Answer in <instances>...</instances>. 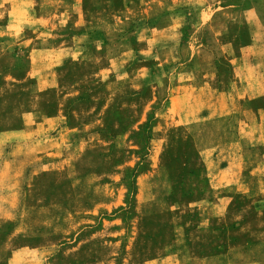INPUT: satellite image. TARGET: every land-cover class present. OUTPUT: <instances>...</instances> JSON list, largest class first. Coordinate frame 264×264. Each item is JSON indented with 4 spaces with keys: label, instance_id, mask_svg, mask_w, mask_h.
I'll list each match as a JSON object with an SVG mask.
<instances>
[{
    "label": "rangeland",
    "instance_id": "1",
    "mask_svg": "<svg viewBox=\"0 0 264 264\" xmlns=\"http://www.w3.org/2000/svg\"><path fill=\"white\" fill-rule=\"evenodd\" d=\"M79 1L81 0H35L31 17L18 35L20 41L14 46L13 53L0 57V135L2 139H6L8 133H24L28 113L36 114L40 111L43 116L52 117L66 111L68 124L77 128L81 139L89 140L86 147L89 151L77 158L78 166L75 171L70 168L71 174L81 177L91 174L92 162L94 165H103L101 167L105 169V179L113 181L118 175L113 163H123L126 156L114 152L110 163L106 162L105 165V160L100 159L98 155L91 159V122L96 119L97 112L104 105H108L113 109L114 116L124 119L128 117L130 122L135 118L136 107L143 109L151 105L154 84L157 85L156 96L163 100L167 95L168 81L177 82L182 77L175 75L174 65L159 71L151 61H143L141 65L143 64L147 69L139 73L141 76L139 80L132 76L131 81L127 79L125 84L122 83L125 79L120 80L127 67L125 68L122 61L113 59L122 52L123 47L111 45L106 50H97V45L103 38L99 34L91 35V20L106 27H108L107 23L112 21L107 36L112 42L121 38H131L135 32H145L148 28L147 24L150 23L131 20L120 23L119 20L127 16L120 11L123 0H82V3L86 2L82 7L78 4ZM217 2L219 0L185 1L181 5L185 4L183 7L190 13L184 19L185 22L194 27L199 22V13ZM91 3L95 5L92 6V11ZM233 3L238 6L234 12L226 11L218 15L221 24L226 23L228 19L232 21L230 28L222 32L224 49L221 51L225 55L233 53L243 59L234 63V71L226 60L215 66L221 74L218 80L220 88H225L229 84L238 87L233 95L235 107L238 109L236 118L245 120L251 126L255 123L250 112L253 110L258 119L254 127L245 130L258 148L254 153L248 151L247 165L254 167L256 175L251 181L250 191L246 195L233 196L232 204L228 206L229 214L223 220L207 221L210 211L203 210L202 200L207 195L215 196L217 190L214 187L210 188L208 184L203 185L202 179L205 176L202 173V164L197 158V148L195 149L188 131L184 129L190 125L176 126L171 132V143L168 145L165 158L169 172L163 167H157L156 164L148 169L146 156L150 150L149 137L153 127L152 112H154L148 107L149 121L138 134L142 142L134 141L144 166L143 169L128 170L123 177L124 187L120 191L122 205L100 216L94 224H81L75 236L59 238L47 234V238H40L42 244L51 246V250L45 254L47 259L45 263L161 264V259L167 254L166 250L172 243L174 225L179 222L185 226L187 248L195 258L213 254L212 250L215 246L226 248L231 244H244L247 241L252 244L264 243V0H234ZM60 5L63 8L60 9L62 13L58 14V19L61 25H64L63 28L58 32L42 28L43 21L40 18H51L55 8ZM219 6H223V3ZM251 9L254 13L250 17L245 12ZM83 17L85 27L79 32L85 36L81 39V44H76L63 66L49 70L55 75L53 78L55 83L38 95L33 86L34 79L27 77L31 68L35 71V66L33 67L30 64L31 60L27 58L28 50L33 44L47 39L52 34L72 43L71 34L77 32L73 27L76 24H83ZM251 18L256 22L255 33L247 24ZM8 20L6 14L0 17V48L6 47L7 41L1 43V40L5 37L2 36L4 32L2 27ZM89 23L90 25L87 26ZM183 32L185 35H192L194 31L186 29ZM200 35L202 37V34ZM253 41L256 44L249 50L245 49ZM131 85L139 87L138 96H131L129 92ZM158 105L155 103L153 106L155 108ZM95 106L100 107L91 114V108ZM208 125L207 131L212 138H209L211 141L200 143L201 147L217 144L213 140V136L216 135L214 124L210 122ZM2 139L0 150L4 148L1 145L7 144ZM128 156L130 158V154ZM20 163L21 161L18 165ZM31 180L32 186L27 190L29 203L66 202L73 196L71 179L64 173L38 175ZM90 185L91 177L85 180V184L80 188ZM89 193L91 199V191ZM108 194V190L100 189L97 190L96 195L98 198ZM58 214V212H49L41 216L37 215L36 218L52 226ZM119 218L122 219L120 223ZM66 224L67 222L64 225ZM47 230H42V233L52 231ZM31 246L37 245L33 243ZM179 251L177 255L179 264H196L195 261L189 260L184 244ZM262 254L258 251L254 256ZM30 260L34 261V258L31 257ZM165 263L171 264L172 260Z\"/></svg>",
    "mask_w": 264,
    "mask_h": 264
},
{
    "label": "crops",
    "instance_id": "2",
    "mask_svg": "<svg viewBox=\"0 0 264 264\" xmlns=\"http://www.w3.org/2000/svg\"><path fill=\"white\" fill-rule=\"evenodd\" d=\"M185 1L191 0H123L120 11L127 16L121 18L120 23L131 20L150 24H147L145 32H135L131 38H121L115 42L107 38L112 21L108 22L106 27L91 20V35L99 34L103 38L98 43L97 50H106L111 45L123 47L122 52L113 59L122 61L125 68L127 67L120 80L125 79L122 83L125 84L132 76L139 80V73L147 69L141 65L143 61H151L159 71L174 65L175 75L182 77L177 82L168 81L167 95L163 100L156 96L157 85L154 84L151 105L143 109L136 107L135 118L130 122L128 117L124 119L114 116L113 109L108 105H104L97 112L96 119L91 122V159L98 155L100 159L105 160V165L106 162L110 163L114 152L126 156L123 163H113V168L118 174L113 181L105 179V169L101 167L103 165H94L92 162L91 174L83 177L71 174L70 168L75 171L78 166L77 158L89 151L86 148L89 140L81 139L77 128L68 124L66 111L52 117L43 116L40 111L36 113L38 116L28 113L24 133H8L6 139H2L0 135V141L2 139L7 143L1 145L4 148L0 150V264H47L45 254L51 250V246L42 244L40 238H47V234L59 238L75 236L81 224H94L100 216L122 205L120 191L124 187L123 177L128 170L143 169L144 166L134 141L142 142L138 134L149 121V109L154 112L149 137L150 150L146 156L148 169L156 164L169 172L165 158L171 143V132L176 126L190 125L184 129L188 131L195 149L197 148V158L202 164V173L205 176L202 179L203 185L208 184L210 188L217 190L215 196L207 195L202 200L203 210L210 211L207 221L223 220L229 214L228 206L232 204L233 196L246 195L250 191L251 181L256 175L254 167L247 165L248 151L254 153L258 148L245 130L256 125L257 116L253 110L250 111L255 121L251 126L245 120L236 118L238 109L235 107L233 95L238 87L229 84L226 89L220 88L218 80L221 74L215 66L226 60L234 71V63L243 59L233 53L225 55L221 51L224 49L222 32L230 28L232 21L228 19L226 23L221 24L218 15L226 11L234 12L238 6L234 5V0H225L226 4L219 0L199 13V22L193 27L184 20L190 14L183 7L185 4L181 5ZM85 3H82V0L78 2L81 7ZM220 3H223V6L220 7ZM35 4V0H0V17L6 14L9 18L2 27V36L5 37H2L1 43H7L6 47L0 48V57L13 53L14 46L20 41L18 35L30 19L32 6ZM92 6L95 5L91 3V11ZM181 7L183 8L180 9ZM61 8V5L57 6L51 18H40L43 21L42 28L51 32H58L63 28L64 25H61L58 19V14L62 13ZM253 13L252 9L245 12L250 17ZM247 24L255 33L256 22L251 18ZM83 27L84 17L83 24L73 27L77 32L71 34L72 43L52 34L47 39L39 40L28 50L27 58L31 60L30 64L35 66V71L31 68L27 77L34 79L33 86L38 95L54 85L55 75L49 70L66 63L71 56L70 52L76 44H81V39L85 36L79 32ZM186 29H192L193 34L185 35L183 30ZM197 33L202 34V37ZM255 44L253 41L245 49L249 50ZM80 47L82 49V45ZM92 47L91 44L93 52ZM139 90L138 86L131 85L129 92L131 96H138ZM155 103L162 105L154 108ZM99 107L91 108V114ZM210 122H213L216 130L213 140L217 144L201 147L200 143H206L212 138L207 131ZM54 172L64 173L71 179V199L66 202H27V190L32 186L31 178ZM90 177L91 185L80 188ZM261 183L262 181L259 183V189ZM100 189L108 190L109 194L97 198V190ZM89 191L91 199L88 196ZM49 212L59 213L52 226L36 218L37 215ZM118 222H122V219L119 218ZM47 229L52 231L42 233V230L48 231ZM187 240L185 226L181 222L175 224L172 243L166 250L167 254L161 259V264H168L165 262L170 260L171 264H179L177 255L183 244L185 253L189 254V260L195 261L196 264H264V243L233 242L234 244L226 248L215 246L211 255L195 258L187 248ZM30 241L37 246H31ZM19 243L21 245H18ZM258 251L263 254L254 256ZM31 257L34 261L30 260Z\"/></svg>",
    "mask_w": 264,
    "mask_h": 264
}]
</instances>
